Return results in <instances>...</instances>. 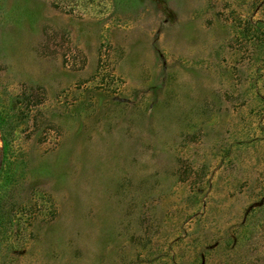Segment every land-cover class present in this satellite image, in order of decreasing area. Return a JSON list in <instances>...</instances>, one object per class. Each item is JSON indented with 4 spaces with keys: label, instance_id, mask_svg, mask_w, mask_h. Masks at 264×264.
Instances as JSON below:
<instances>
[{
    "label": "rangeland",
    "instance_id": "obj_1",
    "mask_svg": "<svg viewBox=\"0 0 264 264\" xmlns=\"http://www.w3.org/2000/svg\"><path fill=\"white\" fill-rule=\"evenodd\" d=\"M264 0H0V264H264Z\"/></svg>",
    "mask_w": 264,
    "mask_h": 264
},
{
    "label": "trees",
    "instance_id": "obj_2",
    "mask_svg": "<svg viewBox=\"0 0 264 264\" xmlns=\"http://www.w3.org/2000/svg\"><path fill=\"white\" fill-rule=\"evenodd\" d=\"M264 46V45H263Z\"/></svg>",
    "mask_w": 264,
    "mask_h": 264
}]
</instances>
